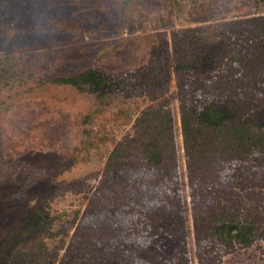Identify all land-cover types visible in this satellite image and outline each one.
Masks as SVG:
<instances>
[{"label":"rangeland","instance_id":"1","mask_svg":"<svg viewBox=\"0 0 264 264\" xmlns=\"http://www.w3.org/2000/svg\"><path fill=\"white\" fill-rule=\"evenodd\" d=\"M263 37L264 0H0V57L15 58L0 72V264H264V235L237 248L213 217L225 205L264 232V164L203 159L190 177L179 113L181 96L233 85L251 103ZM89 70L111 86L59 82ZM165 106L176 152L154 170L140 143L168 142ZM22 239L31 261L9 249Z\"/></svg>","mask_w":264,"mask_h":264},{"label":"trees","instance_id":"2","mask_svg":"<svg viewBox=\"0 0 264 264\" xmlns=\"http://www.w3.org/2000/svg\"><path fill=\"white\" fill-rule=\"evenodd\" d=\"M194 32L193 30H190ZM262 45H264V37L262 38ZM15 60L13 56L5 58L0 57V72H6L9 69V65L5 63ZM186 63L183 67H186ZM199 64H196L192 68H197ZM189 68L176 67V71H182ZM243 72L240 76H243ZM264 74V73H263ZM1 76V75H0ZM112 79V78H111ZM111 79L104 72L99 70H89L76 76H69L60 78L59 82L71 83L75 85L83 84L88 87L89 90L102 89L111 86ZM218 79L212 83H217ZM113 83V81H112ZM222 86H217V91H223L225 88L230 89V82L222 81ZM262 84V85H261ZM214 87L215 85L212 84ZM234 90L230 96L226 99H212L208 102H201L199 100H192L181 96L179 113H180V128L183 141V149L186 155V165L188 168V174L191 177V173H195L197 164H203V159L219 158L223 161L236 160L243 162L245 165L242 167H256L258 164H264V117L257 111L250 113L246 118H243V111L246 106H250L255 101H261L264 98L258 96V92L264 93V79L255 78L253 84L251 83L249 89L253 90L250 101L244 100L240 95V90H237V85H233ZM232 86V88H233ZM241 88V87H240ZM161 114L159 124L164 128L168 139L167 143L158 142V140L142 141L139 152L145 158L149 164L147 168L157 170L162 167V159L166 156L169 158L168 167L173 166L170 158H174L176 152V145L174 142L173 129L170 126V115L166 106L159 107V110L155 114ZM116 153V152H115ZM114 153V154H115ZM225 159V160H224ZM174 161V160H173ZM146 163V162H145ZM240 164V163H239ZM124 164L113 162L108 167H117ZM165 165V164H164ZM170 165V166H169ZM196 165V166H195ZM125 166V165H124ZM241 170L239 166L234 169L236 171ZM240 173V172H239ZM237 204V205H236ZM217 205H220L218 202ZM239 202L233 205V208L239 206ZM225 206V205H224ZM224 206H221L220 212L213 216L215 219H219L221 224L216 228L217 234L222 237L223 241L233 243L237 248H243L250 245L258 236L264 235V232L257 229L254 224V220H247L246 218L236 217L233 212H227ZM209 206L206 208L208 209ZM233 232L227 236H222L223 230ZM227 238V239H226ZM43 241V242H41ZM41 249L37 257V263H44L48 255L46 251L48 249L41 238ZM31 240H21L18 243H13L10 246V250L14 252L13 256H18L24 261H31L28 259V245ZM43 247V248H42ZM43 261V262H42ZM95 264H100L98 261L92 260ZM70 261H68L69 263ZM91 263V264H93ZM81 264H86L85 262Z\"/></svg>","mask_w":264,"mask_h":264}]
</instances>
